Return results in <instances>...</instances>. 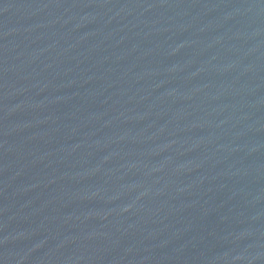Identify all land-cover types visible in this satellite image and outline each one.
Here are the masks:
<instances>
[{
	"label": "water",
	"instance_id": "water-1",
	"mask_svg": "<svg viewBox=\"0 0 264 264\" xmlns=\"http://www.w3.org/2000/svg\"><path fill=\"white\" fill-rule=\"evenodd\" d=\"M0 264H264V0H0Z\"/></svg>",
	"mask_w": 264,
	"mask_h": 264
}]
</instances>
